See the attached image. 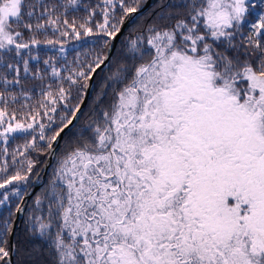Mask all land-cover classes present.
<instances>
[{
    "label": "snow or ice",
    "instance_id": "snow-or-ice-1",
    "mask_svg": "<svg viewBox=\"0 0 264 264\" xmlns=\"http://www.w3.org/2000/svg\"><path fill=\"white\" fill-rule=\"evenodd\" d=\"M78 7L79 0H67L61 19L44 0H0V173L19 165L0 189L13 186L12 195L22 196L15 185L34 167L17 157L37 147V136L12 152L9 143L38 127L52 149L78 119L89 81L109 66L101 51L84 63L78 56L74 69L49 57L45 69L33 71L41 43L65 51L62 41L37 34H102L107 47L126 19L136 24L142 0L84 5L85 19L69 23L68 9ZM158 7L156 22L128 39L130 63L107 78V105L94 109L58 161L46 206L35 201L30 231L52 264H264V0H169ZM29 79L42 84L36 104L37 86L24 88ZM106 95L98 93L97 103ZM9 199L5 191L0 204ZM10 231L5 220L0 264H11L16 251Z\"/></svg>",
    "mask_w": 264,
    "mask_h": 264
},
{
    "label": "trees",
    "instance_id": "trees-1",
    "mask_svg": "<svg viewBox=\"0 0 264 264\" xmlns=\"http://www.w3.org/2000/svg\"><path fill=\"white\" fill-rule=\"evenodd\" d=\"M144 0H142L143 2ZM27 3H35L36 0H26ZM100 0H79L78 8H69L66 16L69 20V23L73 19L77 21V23L82 22L87 16V12L84 10V5L95 6L99 3ZM169 0H154V2L149 5L138 17L139 19L136 21L135 25H128V27L124 30L123 34L118 39L113 52L108 61V67L99 69L97 74L94 76L93 86L90 93V96L85 104L84 110L81 113L79 119L75 123V125L67 131L61 139L60 145L56 151L55 157L49 166L48 170L45 172V177L43 183L40 187L34 192V194L30 197L27 202V205L24 209L23 216L19 219V227L15 230L14 233V244L16 245V251L13 256V264H52V258L49 256L46 245L44 241L40 238L34 236L30 231V217L35 213V201L37 198H40L44 201V205L46 206L47 201L45 197L50 191L51 182L55 179V169L58 167V161L62 158L63 154L71 149L78 140V136L81 129L86 128V125L90 123V119L92 118V114L95 108L100 106H106L112 93H111V82L108 81V77L112 75V72L115 71L117 67L120 66L121 63H130L128 54L126 52L128 39L135 38V36L144 31V27L150 22H156V16L158 12L162 11L161 7H158L161 3L167 4ZM44 3L47 5L55 6L56 13L61 14V19L64 18L65 9L64 5L67 4V0H44ZM261 9L257 8L254 11L255 13L260 12ZM118 18H119V10H118ZM94 20L99 21L101 17L97 15L94 17ZM70 31V30H69ZM28 38V33L25 32V39ZM37 38L41 41H46L48 39L59 40L62 41V46L64 48V53L59 51L61 44L55 45V47L51 45H47L45 43H41L34 54H39V61H30L33 71H35L36 67L41 69H45V65L43 61L48 59L49 57L55 58V63L58 68L63 69L65 65L69 69L77 68L79 65L76 63L77 57L79 56L80 63H84L86 60H91L97 52H105L106 46H104V40L108 39L104 37L102 34L94 35V36H81V38L77 39L72 35L61 37L58 33H53L49 31L47 35L42 33L37 34ZM63 75H67V72H62ZM51 80L50 70L46 71L45 74V82ZM107 84V87L105 85ZM36 85L37 87L33 91V99L30 101L31 104H36V102L40 99L39 96V87L42 86L41 81L39 80H25L24 88L25 90L33 88ZM55 87V85H54ZM65 87H67V82H65ZM107 93L105 97L99 100L97 103L96 97L97 94L101 91ZM73 96H75V90H73ZM77 101L73 99L71 101L72 104H75ZM13 107L19 109L20 105L16 104ZM62 110V106H61ZM43 123L48 124V120L46 118L43 119ZM59 121L57 120V124ZM46 136L53 135L52 130L46 131ZM32 135L37 136V147L35 149H29L25 156H18V160H25V157L34 161V167L32 172L28 174V180L26 183L17 184L15 187L20 188L22 196L26 193L32 184V179L40 169L42 163L45 160V157L48 153V149L46 146V142L39 140V128H36V132L31 135H25L20 138L12 140L8 147L9 151L12 152L18 146H22L26 141H31ZM21 151L23 148L21 147ZM9 163L11 164V159L9 157ZM19 168V165H11L9 168V172L0 173V181L6 175L14 174V172ZM27 164L25 163L23 172H26ZM22 172V174H23ZM39 177V176H38ZM12 187L9 186L7 189H0V198L5 191L9 192L10 199L4 204H0V227L3 226L5 220L9 221L10 228L12 224V220L15 214V210L21 203L22 196L12 195ZM9 238V235H8ZM31 253V256H29Z\"/></svg>",
    "mask_w": 264,
    "mask_h": 264
},
{
    "label": "water",
    "instance_id": "water-1",
    "mask_svg": "<svg viewBox=\"0 0 264 264\" xmlns=\"http://www.w3.org/2000/svg\"><path fill=\"white\" fill-rule=\"evenodd\" d=\"M154 2V0H144L142 2V8L138 11V13H136L135 15L136 16H139L149 5H151L152 3ZM129 25V23L127 22V19L125 21V25L121 31V33H119L116 38L114 40L111 41L110 45L106 47L105 49V52L104 54H107L109 55V57L111 56L112 54V51L118 41V39L120 38V36L123 34L124 30L127 28V26ZM106 64H108V61L106 62ZM105 68V66H102V69ZM99 70V69H98ZM97 70V71H98ZM95 76V74H94ZM94 76H93V79L91 81H89V84H90V88L87 90V95L86 97L84 98V102H83V105H82V110H81V113L83 112L84 110V107H85V104L89 98V95L91 93V90H92V85H93V80H94ZM81 113L78 114V119L81 115ZM77 119V120H78ZM77 120H75L73 122V124L75 125V123L77 122ZM73 127V125H70L69 128L65 129V132L61 134V137L58 138V141L56 143H54L52 145V149H48V153L45 157V160L44 162L42 163L40 169L38 170V172L36 173V175L33 177L32 179V184H31V187L30 189L22 196V199H21V203L18 207L20 208H23L25 209L26 205H27V202L28 200L30 199V197L34 194V192L40 187V185L43 183V180H44V177H45V172L48 170L49 166L51 165L54 157H55V154H56V151L60 145V142H61V139L62 137L64 136V134L69 131L71 128ZM54 150V155L50 154L52 151ZM39 176V177H38ZM24 212V211H23ZM23 212H20L18 213L16 210H15V214H14V217H13V220H12V224H11V231L9 233V247H11V245L14 243V231L16 230V228L19 226V219L22 218L23 216ZM13 256H14V252L12 253L11 255V264H13Z\"/></svg>",
    "mask_w": 264,
    "mask_h": 264
},
{
    "label": "bare ground",
    "instance_id": "bare-ground-1",
    "mask_svg": "<svg viewBox=\"0 0 264 264\" xmlns=\"http://www.w3.org/2000/svg\"><path fill=\"white\" fill-rule=\"evenodd\" d=\"M127 27H128V26H127ZM24 194H25V193H24ZM18 227H19V226H18ZM18 227H17V228H18ZM17 228H16V229H17ZM14 233H15V231H14Z\"/></svg>",
    "mask_w": 264,
    "mask_h": 264
}]
</instances>
